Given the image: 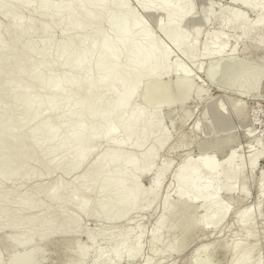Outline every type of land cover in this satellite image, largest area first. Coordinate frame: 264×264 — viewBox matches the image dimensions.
Segmentation results:
<instances>
[{
	"label": "bare ground",
	"instance_id": "bare-ground-1",
	"mask_svg": "<svg viewBox=\"0 0 264 264\" xmlns=\"http://www.w3.org/2000/svg\"><path fill=\"white\" fill-rule=\"evenodd\" d=\"M134 1L151 15H162L164 19L156 22V27L170 40L172 49L189 62L199 55L204 57L206 66L199 64L196 70L204 69L208 81L222 74L221 79L233 85L242 82L250 88L261 83L262 73L248 67V59L246 64L241 59L235 63L224 59L229 39L221 33L207 35L203 46H198L199 27L191 32L187 29V35L185 23L195 15L192 0ZM234 1L255 12V20L247 26L244 13L219 9L215 17L220 26L239 31L237 45L247 42L244 51L264 49V0ZM27 8L37 15L36 20L23 15ZM0 13V88L7 92L0 101V109L7 108L0 114V231H13L4 236V247L24 248L11 254L5 263L0 251V264H45L49 247H54L60 257L57 264H121L139 258L145 238L139 224L133 229L119 227L104 233L105 248L94 246L91 236L88 245L74 244L71 235L84 217L113 223L156 204L168 171V164L157 158L170 146L160 119L164 105L161 79L170 76L168 94L179 87L182 95L197 85L195 78L181 62L169 59L168 49L158 43L123 0H0ZM41 26V37L27 42ZM11 35L17 39L5 44ZM235 50H231L233 54ZM12 73L26 83H9L6 76ZM199 92L205 90L199 87ZM137 103L150 111L144 112ZM212 109L217 116L214 121L223 120L222 106ZM229 113L234 121V117L243 121L247 116L245 107L233 101H229ZM197 131L195 122L192 132ZM220 132L204 138L193 136L191 140L178 138L173 146L179 150L208 142L213 147V141L224 145L233 134ZM100 141L106 144L103 154L96 148ZM253 144L255 149L244 163L232 150L220 163L206 155L193 160L185 157L174 169L173 187L165 191L160 202L162 214L147 234L152 247H156L163 243L161 227L180 223L179 233L162 244L160 258L185 251L201 230L206 229L208 234L219 230L233 214L237 201L248 197L246 179L264 159V144L261 140ZM34 163L37 167L33 168ZM52 171L61 178L81 173L69 184L57 177L49 184L30 183L25 191H20L18 184L9 186L15 180H42ZM144 174L152 178L148 191L138 184ZM255 188L260 208L264 202V173L258 175ZM81 195L86 198L80 199ZM221 195L226 197L225 203ZM93 196L97 199L91 200ZM173 196L176 202L172 203ZM45 201L48 206L38 212ZM198 208L203 209L201 215L196 214ZM234 214V221L242 227L241 239L231 244L217 241L198 246L189 264L260 263L258 257L251 258L255 245L247 242L249 236H255L250 230V208L245 206ZM262 230L264 241V226ZM228 247L233 256L225 259ZM218 254L222 257L216 260ZM157 258L142 262L153 264Z\"/></svg>",
	"mask_w": 264,
	"mask_h": 264
},
{
	"label": "rangeland",
	"instance_id": "rangeland-1",
	"mask_svg": "<svg viewBox=\"0 0 264 264\" xmlns=\"http://www.w3.org/2000/svg\"><path fill=\"white\" fill-rule=\"evenodd\" d=\"M123 1L129 3L133 15L140 17L142 21V25L149 29L150 33L156 38L158 43L165 46L168 49L170 53L169 59L172 61L178 60L179 62H181L185 66V68L189 71L190 75L193 78H195L194 80L197 85H194L191 88L190 93L185 92L186 94L184 93L182 95H180L181 93L179 87H177L174 93L176 95L175 96L174 94H168L166 90L167 87L166 84L167 82L170 81L171 77L163 76L161 79L162 80L161 81L162 85L160 86V88L162 89L161 97L164 100V105L160 111V119L162 126L165 130L166 136L169 140L170 146L164 149L163 151H161L157 158L159 161H165V163L168 164V171L165 177L163 178L162 185L159 191V198L156 204L153 205L149 210L143 211L141 213L133 212L125 220H121L113 223H109L103 219H98V218L90 219L84 217L81 219L78 227L71 235V240L72 243L74 244L83 243L85 245H88L89 242L88 239L89 236H91L93 239L94 246L98 248H105L106 240L104 233H107L110 230H114L119 227L126 229H133L137 224H139L141 225L145 237L144 243L140 250L141 253L140 257L132 260L129 263L124 262L121 264H143L142 261H144L146 258L153 259L159 257L163 253L162 244H165L170 238V236H172V234L179 233L180 223L174 224L173 222L171 224H166L161 227L160 231L164 235L162 244L160 243L156 245V247H152L151 239L147 237V234L154 225L155 220L158 217H160L162 214V210L160 209V202L165 191L171 190L173 187V184L171 182V174L173 173L174 169L178 165H180L181 161L185 157L193 160L206 155V156H211L215 162L220 163L222 160L225 159L228 152L235 150L237 151L236 152L237 158L238 157L240 159L242 158L243 160L242 162L244 163L246 161L245 157L247 158L249 153L253 151V149H255L253 147L254 146L253 143L255 140H261V142L264 144V49L254 48L244 51V48L247 47V42L243 41V43H239L237 45V37L239 35V31L230 30L221 27L218 20L216 19L215 17L216 11H218L219 9L230 10L232 8L234 11L232 9L231 11L233 12L237 10L236 11L237 13L239 12L244 13L245 23L247 26H250L256 18V13L248 12L245 9L244 5L241 6L240 1L232 2L233 0H222V1L192 0L194 5L195 17L193 16V18L191 19L192 22L187 21L185 23L186 25L185 29L186 30L191 29L189 30L191 32L193 29L196 28L198 29L199 27L201 31V37L199 38L200 40H198L199 41V44L197 43L198 46L200 45L203 46L204 44L203 42L207 35L209 36L216 33H221L223 36L229 39L228 46L225 49V53H224L225 60L232 61L233 63H235L239 59H241V62H243V64H246V60L248 59L246 65L258 69L262 73L261 83L253 85V87L250 88L248 87L250 85L246 86V84H243L242 82L233 85L232 83L229 82V80L225 78L221 79L222 74L215 81H208L205 76V73L203 74L204 69L196 70V67H198L199 64L203 66V68L206 66L204 57L199 55L194 60V62H189L188 60H186L183 54H181V52L172 49L170 40L163 37L160 31L157 29L156 22H160L164 19L163 17H161L162 15L160 14L151 15L148 11L142 10L134 0H123ZM23 15L33 20L37 19V15L30 8L25 9ZM2 22H3V17L0 13V23ZM43 23L44 20L41 21V25ZM188 24L191 26H189ZM195 26L196 28H194ZM42 28H43L42 26L39 27L35 31V33H33L30 37H28L27 42H33L39 39L42 35V31H43ZM51 28L54 29V27ZM188 30L186 31L187 35H189L190 33ZM15 39H17L16 35L8 36L5 40V44H10L13 41H15ZM215 47L216 45L212 46L213 49ZM232 49H236L234 54L231 51ZM6 79L11 84H14L18 81H22L23 83H26V81L24 79L22 80V78L16 73H12L9 76H6ZM199 87L203 88L205 92L200 93ZM6 95H7L6 90L4 88H0V101L3 100ZM229 101L236 102L242 105L243 107H245L247 116L246 119L243 120L244 122L237 120L235 117H234L235 121L233 120V117H231L233 115L229 113ZM137 104L144 112L150 111L149 109L143 107L140 103ZM215 105L222 106L224 113H222L223 120L220 121L223 122L225 120L223 124L218 120L214 121L215 119H217V116L212 111L213 110L212 108ZM183 108H186L187 111L182 112ZM208 109L210 110V113ZM6 111L7 108L2 107L0 109V114L5 113ZM211 113L212 115L210 116ZM171 116H173L174 119H171L170 118ZM204 120L206 122H201ZM195 122L198 131L196 133H193L192 128ZM215 122L218 123L216 124ZM224 123L226 125H224ZM204 126L207 129V131L206 129H204ZM228 127L233 131L229 130ZM189 130L193 134L190 133ZM217 131H221L219 135L233 134V136L230 139V141L226 142L224 145H220V142L213 141L215 144L213 147L210 146L208 142L199 143L198 145H191L189 147L183 148L184 150L183 149L176 150V148H174L173 146V144L178 138L185 137L188 140L194 138H200V137L204 138V137H208L213 133L216 134ZM96 148L98 151H100L99 152L100 154L105 153L106 150L105 142L100 141L96 146ZM89 163L90 162H87L86 165H88ZM31 167L33 168L37 167V164L34 163L31 165ZM243 168L246 171L245 165L243 166ZM80 173L81 172L71 173L61 178L56 171H52L47 177H44V179L42 178V180L40 179L32 182L20 181L19 183H16L17 180H15L10 182L9 186L14 187L16 186V184H18L20 191H25L27 187L30 185V183L49 184L52 183L53 180L58 179L57 177L61 178L64 183L69 184L72 181V179L76 175H79ZM260 173H264V159H261L259 163H257L256 169L254 171V175L252 176L253 178L250 177L246 179V181H248L247 184L249 183L248 197L237 201V203L233 206L232 209L233 214L228 218H226V221L223 223V225L219 230L217 229L211 234H208L209 231L206 232V229L201 230L199 234L192 240V242L185 248L186 250L185 251L182 250L184 252L181 251V253L179 252L175 254L177 255L176 259L174 258L175 257L174 254H168L169 256L166 254L163 255V257L167 259H164L161 256V258L159 257L155 259V262L153 261L152 263L174 264L175 262V264H189L191 259L193 258L196 249H198L199 247L205 244L207 245L209 243L213 244L214 242L217 241H225L231 244L233 241L240 240L242 237V227L238 223H236V221H234L233 217L235 216L234 214L235 212L237 213L241 211L245 206H248L250 208L253 217V221L250 225V230L255 233V236L252 235L247 238V242L250 246L255 245L251 258L252 260H254L253 259L254 257H256V259L258 257L260 260L259 264H264V241L263 239H261L262 237L261 233L263 232L262 227L264 226V202L263 201H262L263 203L261 202L260 208L257 207L256 205L257 193L255 188V184L258 175ZM138 184L140 185L143 191H148L152 186V178L150 177V174H144L141 177H139ZM85 198H86L85 195H81L80 197V199H85ZM220 198L221 200H223L224 203L226 202V197L224 195H221ZM95 199H97L95 196L91 197V200H95ZM171 202L172 203L176 202L174 196L171 197ZM47 206H48V202L45 201L44 203H42V207L38 210V212L39 211L43 212ZM196 211H197L196 212L197 215H201L203 213L202 208H198ZM10 231H11L10 229L8 230L4 229L3 232L2 230L0 231V251H1V260L3 263L7 261V258L10 257L11 254L17 253L20 250H24V248L11 249L10 247L3 246L2 240L4 236L7 237L11 235L13 231L12 232ZM30 233H31L30 231L27 232V234ZM54 254H55V248L49 247L47 249L48 259L46 260L45 264L58 263L60 257L58 256V254L55 255ZM223 256L225 259L231 258L233 256V250L230 247H228L226 252L223 254ZM219 257H222V254H218L216 256V260L219 259ZM158 259L159 260L162 259V260L159 261ZM88 260H87L88 263H90L91 259L89 258Z\"/></svg>",
	"mask_w": 264,
	"mask_h": 264
}]
</instances>
